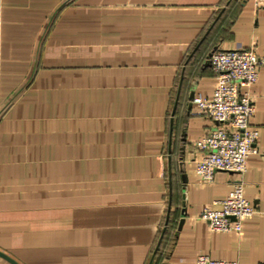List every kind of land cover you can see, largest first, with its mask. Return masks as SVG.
<instances>
[{
    "label": "crops",
    "instance_id": "obj_1",
    "mask_svg": "<svg viewBox=\"0 0 264 264\" xmlns=\"http://www.w3.org/2000/svg\"><path fill=\"white\" fill-rule=\"evenodd\" d=\"M251 46L264 56L253 0H0V251L20 264H264V66L246 171L196 173L195 142L218 124L193 103L213 95L211 54ZM241 179L254 213L213 230L204 206Z\"/></svg>",
    "mask_w": 264,
    "mask_h": 264
},
{
    "label": "built area",
    "instance_id": "obj_2",
    "mask_svg": "<svg viewBox=\"0 0 264 264\" xmlns=\"http://www.w3.org/2000/svg\"><path fill=\"white\" fill-rule=\"evenodd\" d=\"M253 2L257 7H264V0ZM210 64L217 77L212 97H193L198 113L218 123L195 142L201 152V157L196 160V173L204 182L213 181L219 170L243 174L249 155L257 151L255 143L259 129L251 124L255 104L250 87L258 80L264 56L254 46L218 48L212 52ZM219 203L221 208L204 206L200 214L215 231L238 232L243 220L255 211L254 205L245 197L242 179ZM194 264L240 263L200 254Z\"/></svg>",
    "mask_w": 264,
    "mask_h": 264
},
{
    "label": "water",
    "instance_id": "obj_3",
    "mask_svg": "<svg viewBox=\"0 0 264 264\" xmlns=\"http://www.w3.org/2000/svg\"><path fill=\"white\" fill-rule=\"evenodd\" d=\"M169 216H170V214H168L167 219L169 218ZM182 223H183V219L180 220L179 227L182 226ZM0 256H2L3 258H5L6 260L10 261L12 264H20L16 259H14L13 257L7 255L6 253H4L2 251H0Z\"/></svg>",
    "mask_w": 264,
    "mask_h": 264
}]
</instances>
